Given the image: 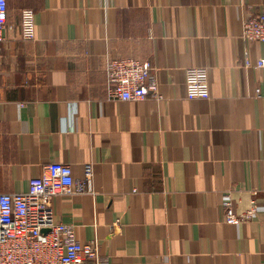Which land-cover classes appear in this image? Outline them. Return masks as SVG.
<instances>
[{"label": "crops", "instance_id": "1", "mask_svg": "<svg viewBox=\"0 0 264 264\" xmlns=\"http://www.w3.org/2000/svg\"><path fill=\"white\" fill-rule=\"evenodd\" d=\"M264 0H8L0 43V192L53 162L94 193L53 199L109 264H264V43L243 22ZM32 8L36 37L21 12ZM149 61L160 92L108 98L113 58ZM210 97L189 98L188 67ZM259 90V93H257ZM248 221L227 223L223 202Z\"/></svg>", "mask_w": 264, "mask_h": 264}, {"label": "built area", "instance_id": "2", "mask_svg": "<svg viewBox=\"0 0 264 264\" xmlns=\"http://www.w3.org/2000/svg\"><path fill=\"white\" fill-rule=\"evenodd\" d=\"M8 20V0H0V43L5 40ZM21 32L25 40L36 37L35 14L32 8L21 12ZM242 38L246 42L264 43V6L243 22ZM245 66L264 67V59L253 64L248 55ZM108 98L139 101L152 95L162 100L155 68L149 61L135 58H113L106 67ZM189 98H209L210 82L207 67H188L185 71ZM259 93V90H257ZM92 163H87L82 177L74 175L71 164L53 162L43 166L40 175L32 177L25 192H0V264H109L101 255L100 241L83 242L73 224L56 218L53 199L94 193ZM225 220L233 224L248 221L257 208L235 213L231 200L223 202ZM48 229V232H44Z\"/></svg>", "mask_w": 264, "mask_h": 264}, {"label": "water", "instance_id": "3", "mask_svg": "<svg viewBox=\"0 0 264 264\" xmlns=\"http://www.w3.org/2000/svg\"><path fill=\"white\" fill-rule=\"evenodd\" d=\"M43 231H44V232H48L49 230H48V229H44Z\"/></svg>", "mask_w": 264, "mask_h": 264}]
</instances>
